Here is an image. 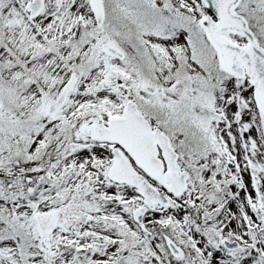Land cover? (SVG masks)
I'll use <instances>...</instances> for the list:
<instances>
[{"label": "snow or ice", "instance_id": "1", "mask_svg": "<svg viewBox=\"0 0 264 264\" xmlns=\"http://www.w3.org/2000/svg\"><path fill=\"white\" fill-rule=\"evenodd\" d=\"M0 264H264V0H0Z\"/></svg>", "mask_w": 264, "mask_h": 264}]
</instances>
